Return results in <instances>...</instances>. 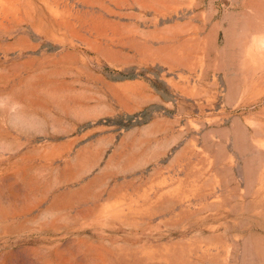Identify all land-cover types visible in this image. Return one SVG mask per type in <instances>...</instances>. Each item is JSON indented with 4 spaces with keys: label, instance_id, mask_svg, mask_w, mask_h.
Masks as SVG:
<instances>
[{
    "label": "rangeland",
    "instance_id": "rangeland-1",
    "mask_svg": "<svg viewBox=\"0 0 264 264\" xmlns=\"http://www.w3.org/2000/svg\"><path fill=\"white\" fill-rule=\"evenodd\" d=\"M262 28L264 0H0V264H264Z\"/></svg>",
    "mask_w": 264,
    "mask_h": 264
},
{
    "label": "bare ground",
    "instance_id": "bare-ground-1",
    "mask_svg": "<svg viewBox=\"0 0 264 264\" xmlns=\"http://www.w3.org/2000/svg\"><path fill=\"white\" fill-rule=\"evenodd\" d=\"M251 2V1H250ZM264 32V28H262V30H260L258 33H263ZM256 44L254 45L256 48H258V50L260 49L264 51V36L259 37L256 42ZM257 50V49H256ZM239 54V53H238Z\"/></svg>",
    "mask_w": 264,
    "mask_h": 264
}]
</instances>
